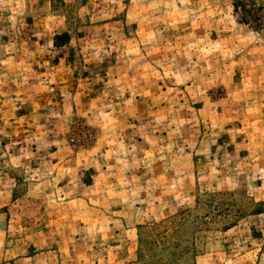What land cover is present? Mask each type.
<instances>
[{
	"label": "rangeland",
	"instance_id": "374dc122",
	"mask_svg": "<svg viewBox=\"0 0 264 264\" xmlns=\"http://www.w3.org/2000/svg\"><path fill=\"white\" fill-rule=\"evenodd\" d=\"M0 264H264V0H0Z\"/></svg>",
	"mask_w": 264,
	"mask_h": 264
},
{
	"label": "trees",
	"instance_id": "16d2710c",
	"mask_svg": "<svg viewBox=\"0 0 264 264\" xmlns=\"http://www.w3.org/2000/svg\"><path fill=\"white\" fill-rule=\"evenodd\" d=\"M236 10H238V7L235 6ZM246 12V11H244ZM244 16H246V13L244 14ZM247 16H250V11H247ZM243 22L247 23V20H243ZM67 40V35L66 34H62V35H57L55 36V45H63L64 41Z\"/></svg>",
	"mask_w": 264,
	"mask_h": 264
}]
</instances>
